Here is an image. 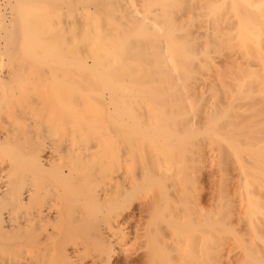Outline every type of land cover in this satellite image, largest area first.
Listing matches in <instances>:
<instances>
[{
  "label": "bare ground",
  "instance_id": "1",
  "mask_svg": "<svg viewBox=\"0 0 264 264\" xmlns=\"http://www.w3.org/2000/svg\"><path fill=\"white\" fill-rule=\"evenodd\" d=\"M17 1L18 4L13 10L16 13L14 14L16 20L13 21L20 25L26 24L25 37L23 35L25 40L22 39L28 43L26 46H29L32 53L30 60L28 57L27 59L34 65L32 68L38 70L21 71L22 67H17L15 61L13 64L17 67L15 72L13 70V72L0 73V264H83L84 257L81 255L84 253L82 254L79 246L72 242L80 232L90 233V229L94 231L95 227L90 228V226L98 217L102 219V221L98 219L99 224L102 225L96 226V233L94 232L93 235L101 252H97L98 254L91 258V264H108L116 252L122 250L124 252L125 247L121 248V245L124 246L122 243L128 237L119 223L124 219L121 206L129 192L124 171L127 164L133 160L131 157L133 155L124 147L127 122L118 121H124V119L120 120L121 117L128 118L130 108L127 109L128 96L124 100V95L119 97L120 95L114 93L115 89L113 90L117 84H123L125 75H118L115 70L108 69L109 61L103 60L102 54V57L100 54V56L93 54L83 56L79 48L80 40H77L78 31L83 25H80L75 18H71L72 21L67 27V23L63 22L65 28L56 36L54 52L50 54L53 47L48 45L52 41L50 37L46 38L51 32L42 29L43 25L39 28L36 20L33 23V19H29L32 17L27 19L29 9L40 5L39 7H45L47 13L58 9L77 11L76 6L81 5L85 10L92 7L96 14L111 16L108 20L110 26L106 27V31L109 32L105 38L102 34L104 39L102 37L100 39L105 40L102 49L104 55L109 56L111 52L115 53L117 50V54L133 59L137 64V70L133 73L132 68L128 66L126 73L133 74L135 84L144 85L145 93L163 91L164 94L166 90L162 87L164 83L174 82L176 79L175 70L178 61L174 60L171 54L168 55L171 49L167 50V42L161 41V36L160 40L158 38L156 40V37H159L158 19L155 21V17L153 19L140 17L141 12L136 9L134 0ZM205 2L207 15L215 10L219 15L217 24L215 22L212 25L214 28L216 25V32L211 28L212 30L206 35L208 38L206 46L208 48V45L216 44L215 48L217 47L221 54L220 79L217 84L222 91V98L219 101L222 105L219 104L221 110L218 111L219 118L216 123L218 127L217 125L216 127L220 136L218 228L222 240L220 248L222 264H228L231 257L234 264H264V0H205ZM213 3H216V8L213 7ZM46 12L44 11L45 14ZM69 12L71 15L72 12ZM42 21L38 22L42 23ZM48 22L50 24L49 20ZM89 26H86L87 31ZM21 31L14 30L8 33L7 42L10 46L7 44L8 48L13 44L20 45L18 40L22 36ZM65 34H69L70 39L67 49L69 39ZM148 34L151 38H146ZM143 35H146V39L142 38ZM83 38V42L87 41ZM175 45L182 46L179 43ZM97 46L99 48V44ZM21 48H24L23 45ZM49 48L51 50L48 52ZM180 48L175 46L172 50L180 55L181 50L183 54V49H187L185 46L181 50ZM16 50L18 51V48ZM43 50L48 53H43ZM4 51L5 49L2 53ZM192 53L189 50L188 54ZM11 55L7 56L11 57ZM14 55H12L13 59ZM183 55L189 56V61L194 58L191 55ZM184 56L182 57L185 59ZM3 59L0 57V60ZM88 60L91 61L88 63ZM155 93V97H161ZM167 97L171 98V96ZM162 99L164 101L165 97L158 101ZM90 100H99L106 115L105 120L98 122L99 120L92 119L89 112L91 108L87 109L88 106L84 104H89ZM174 100L173 97L172 101ZM130 113L133 114V111ZM131 128L133 127L130 126L129 129ZM155 132H158L157 128ZM112 143L119 147L115 154L110 150V146H114ZM145 154L133 158L141 162L146 172L149 167L147 168ZM112 160L116 163L115 171L114 168L112 169L114 162ZM117 175L118 179L114 182V187L118 191L116 196L110 189L113 187L111 181H114ZM110 191L116 196L113 204H109ZM167 224L172 226L171 222ZM189 226L191 228L192 225ZM178 228L180 230L181 227ZM187 228L186 231L189 230L188 225ZM149 246L152 247L151 244ZM72 258L76 259L75 262L74 259L70 262ZM155 259L153 262L158 263ZM183 261L182 264L188 262Z\"/></svg>",
  "mask_w": 264,
  "mask_h": 264
},
{
  "label": "rangeland",
  "instance_id": "2",
  "mask_svg": "<svg viewBox=\"0 0 264 264\" xmlns=\"http://www.w3.org/2000/svg\"><path fill=\"white\" fill-rule=\"evenodd\" d=\"M135 1H136L135 4L137 6L136 9L139 12H141L140 17L141 16L146 18L150 17L151 19L155 17L154 18L155 21L158 19L157 21L158 26L160 25L159 30L158 33L154 32L155 34L157 33L159 35V37L158 36L156 37V40L158 39L160 40V36H161V41L167 42L166 43L167 50H169V48L171 49L169 50V53L167 52L168 55L171 54L172 58L178 61L177 63L175 62L177 67L175 70V73H177V75H175L176 76L175 81L174 82L170 81L166 83L163 82L164 86H162L163 83H161V86L164 87L163 89H166L164 94H162L163 91H161V93H158L156 91H155L156 93L154 91H149L145 93L144 85L138 86L139 84L134 83L133 74L128 75L126 73V69L128 66L132 68L131 72L133 73H135V70H137V64L134 62L133 59L126 58L124 55L117 54V50H115V53L111 52L112 54L110 53L109 56L104 55V51L102 49L104 48L103 41L105 42V40L103 39L105 38V36H107L108 34L107 32H109L106 31V27L110 26L109 25L110 21L108 22V20H110L111 16H108L107 14H102L103 16L98 13L96 14L95 10H93L94 8L92 7L85 10V7L83 8L81 5L80 7L79 5L77 6L75 5L76 6L75 10L77 11L74 10L67 11L66 9L65 11L64 9L63 10L58 9L56 11L53 9L54 11L51 10L48 13L46 12L47 10H44L45 8L44 6L39 7L40 5H37L35 8L29 9L30 12L29 11L28 12L29 14L31 13L32 15L30 16L28 14L27 19L29 17H32L29 19L31 20L33 19L32 21L33 23L37 21V23L39 24V28H41L40 26L43 25L42 29L44 30L46 29L47 31L51 32L49 33V35L47 34V38H46L49 39L50 37V41H52L49 42L48 45V47L51 48L53 47V50H51L50 48L48 50V52L51 50L49 52L51 54L54 52V43L56 42V38H57L56 36L60 35V32L62 31L63 28H65L66 23H67L66 27L68 26V24L72 21L71 18L73 19L75 18V20L78 21L80 25H83L82 27L80 26V30L78 31L79 38L77 36V40L78 41L80 40L79 41L80 44L79 43L78 44L80 45L79 48L80 51H82L83 56L84 55L87 56L88 54H93V55L102 54L103 57L102 55L99 56L102 57L103 60L109 61L108 69L115 70L117 74L119 73L118 75H125L124 77L125 79L124 81H122L123 84L125 85L119 83L117 84L116 88H113V90L115 89L114 93H117V96L120 95L119 97H122L124 95L125 97L124 100L128 96L126 102L130 106L125 101L124 103L127 104V109L128 107L130 108V110L128 109V112L133 111V114L129 112L131 116H129L128 113L127 114L128 118H126L125 116L124 118L121 117V119L119 116V118L118 117L117 118L120 120L124 119V121L123 120L118 121V119L117 121L127 122V128L125 129L126 140L124 142L125 145L124 147L126 148V151L129 154L133 155L134 157H139L140 155L146 153L144 156H146L147 160H149V161L146 160V163L148 162L147 168L149 167V169L147 171H149L150 173L146 171L147 172L146 175L147 179H146L145 178L146 172L143 170L141 162H139V160H136V158L134 159L133 156H131L133 159L132 161H134L135 163L138 161L139 164L138 162L135 164L134 162L130 161V163L128 162L129 164H127L126 166L125 169L126 171H124V174L126 175V176L124 175L127 183L126 186L128 187L129 192L126 195V200L124 204H122L123 206H121V209L123 207L124 219L119 223L121 226L120 228L125 232L126 235H128V237L127 240L124 243H122L124 244V246L121 245V248L125 247L124 252H122L123 250L116 252L114 257L110 260L111 262H108V264H148V263L154 264L155 262L153 261L155 258H156L155 260L158 262L155 264H163L165 260L166 261L164 262V264H170V262H172L171 264H182L183 260L188 261L187 264H222V255H221L222 253L220 249L222 240L218 228L219 215H220L219 214L220 191H219V183H218L219 182V165H218L219 146L218 145L220 144L219 143L220 136H219V130L217 128L218 125L216 124L219 118L218 114L221 110L220 106L222 105L221 102H219L221 101L220 98H222V91H220L221 90V88L219 87L220 85L218 86L217 84L220 79L219 71L221 65V60H220L221 54H219L220 52L216 49L217 47L215 48L216 44L215 46H213V44H210L208 45L209 46L208 48L206 46L208 44V42L206 44V40H208V38H206V35L207 33H209L210 30H212L211 28H214V26L212 27V25H214V23L217 21L219 15L218 12H216L217 10H215L210 15L208 14L209 15L208 17L207 15L208 12L206 11V7H205V3H206L205 0H177V1L176 0L174 1L173 0H168V1L167 0H152V1L134 0V2ZM172 1L174 2L175 6L172 5L173 4ZM177 3L180 6H178ZM16 4H18L17 0H0V52L2 54L0 57L2 59L4 57L6 58L0 60V73H4L7 71L13 72V70L15 72L18 66L22 67L23 70L21 71H29L30 69L31 71L38 70V68L33 69L32 66L34 67V65L31 63V61H29L32 53L29 46H26L28 45V43L24 41L26 24L20 25L16 23V21H13L16 20V15H14L16 13L13 12V10H15L17 6ZM13 5L14 7H11ZM215 5L216 3L215 4L213 3L214 8L217 7V6L215 7ZM31 10L36 12L37 14L32 12ZM44 11L46 12L47 15L44 13ZM60 11L62 13L61 14L62 16L60 15ZM69 11L72 12L71 15ZM162 13L165 15V17H163L164 15ZM33 14H35L36 16L34 15L35 16L34 17ZM66 15H69V17L67 18ZM105 15L108 17H106ZM82 17L83 19L81 20ZM39 19L45 22L43 21L42 23L38 22L40 21ZM164 19L165 20L168 19L166 20L167 22H165ZM48 20L50 21V24ZM63 22H65V24ZM210 22L212 23L210 24ZM85 24H87L86 26L90 25L89 26L90 31L89 30L87 31L88 27L86 26L84 27ZM103 24L105 25L107 24V25L105 26ZM47 25L49 26L47 27ZM61 25L62 27H60ZM21 26L22 27L24 26L23 27L24 29ZM15 28H19V29H15ZM215 28L217 29L216 25ZM22 29L23 31H21ZM14 30L16 31L20 30L21 31L20 35H22L21 38L18 40L20 41L19 43L20 45L15 46L13 44V46H11V48L14 49L15 51H13L11 48H8L6 46L7 44L9 46V43L7 42L8 33ZM85 31L86 33H84ZM91 32H93L94 35ZM102 34L104 35L103 36L104 38L102 37ZM65 36L67 39H69V34H65ZM148 36L146 37V35H143L142 38L143 39L151 38L150 36L149 37ZM101 37L103 38L102 40H100ZM82 38L87 39V41L83 42ZM21 39L23 40L22 42ZM4 43L6 44L4 45ZM178 43L180 45L182 44L183 47L185 46L187 48V49L185 48L183 49V54L191 55V57H194L193 59L191 58L192 60L190 59L191 63H189L190 62L189 56H184L183 54H181L182 53L181 49L183 47L179 45H175ZM210 43H212V41ZM69 44H70V39L68 44L66 45V49L69 47L68 46ZM97 44H99V48H101V50L98 48ZM22 45L24 47L23 49L21 48ZM172 46H174V48L175 46L181 47L180 55L186 57L185 59H187L188 57V59L185 60L182 56L178 55L176 51L174 52L173 51L174 48H171ZM96 47L97 49H99L98 51H96L97 50ZM212 47H214L215 49ZM16 48H18V51L16 50ZM3 49H5V51L2 53ZM35 50L40 51L39 49H35ZM189 50L191 51V53L192 52L193 53L188 54ZM172 51L177 55L178 58ZM45 52L48 53L47 51L43 50V53ZM6 53H8L7 54L8 56H10L11 54L12 55L15 54L16 56H18L20 54L18 56L19 59L18 57H15V55H14V59L12 55L11 57H8ZM179 56L181 60L179 59ZM27 57L29 60L27 59ZM108 57L111 58L109 59ZM182 59H184L185 61ZM15 61L17 63V67H14L16 65H13ZM90 61L88 60V63ZM210 62L211 64H209ZM8 64L9 65L12 64V65L9 66ZM181 65H183V67ZM12 66L13 68H11ZM180 66L184 70H182ZM35 67L37 66L35 65ZM24 68H26V70H24ZM189 74L191 75L189 76ZM27 75L30 76L29 74ZM168 83L169 85H167ZM121 85L123 86V88H126L127 90L126 89L123 90ZM141 86L144 90L141 88ZM138 92H140L141 94ZM154 93L158 96H161L160 98L165 97L164 101L163 99L161 100L162 102L158 101L160 100V98L159 97L157 98V96L155 97ZM167 96L169 97L171 96V98L168 99ZM172 96L176 101L175 100L172 101L173 100ZM177 96L179 97L177 98ZM184 100L186 103L184 102ZM182 103L184 104L182 105ZM84 104L85 106H88L87 109L88 108L92 109V110L90 109L89 112H91V116L93 120L96 119L95 121L99 120L98 122H100V120L103 121L106 119L105 118L106 115L104 113L103 108H101L99 104V100H90L89 104L86 103ZM88 115H90V113H88ZM91 116L89 117L91 118ZM130 126L133 128L129 129ZM155 128L158 129L157 133L155 132ZM132 139L134 142L132 141ZM116 146L117 145L115 144L114 146L112 145L110 146V150L112 154L113 153L115 154L119 149V147ZM158 154L160 157L158 156ZM148 155L152 156L151 157L152 159L149 158L150 156ZM154 157L156 158L155 160ZM170 158H172L173 160ZM157 159H159L160 161H156ZM152 162L153 164L154 163L155 164L154 165L150 164ZM114 164L116 165L115 161L112 163V169L114 168L113 170L115 171L116 166ZM140 170L143 171L141 172ZM117 179H118V175L114 181H111L113 187L110 190L115 195L116 192H118L117 189L114 187V182ZM111 191L110 194L108 193L109 196H111L109 197V204L115 203L114 200L115 197L117 196L111 193ZM98 219L102 221V219L98 217L97 220H94L92 222L91 225L93 227L90 226V228H94V227L96 228L97 225H102L101 223L99 224L100 220L98 221ZM167 223H169L172 226H175L176 229L175 227L168 226ZM174 224H177V226ZM182 225L184 226L182 227ZM187 225L189 227V230L186 231V229H188ZM189 225H192L191 228ZM178 227H181L180 230ZM95 228L94 231L93 229H90V233H87V231L80 232V234L79 235L77 234V236L75 237L76 240L75 239H74L75 241L73 240L74 243L72 242V244H76L77 246H79L82 254L84 253V255L80 254L82 257H84L83 264H91V258L95 256L97 252L98 253L101 252L100 251L101 248L100 246L98 248L97 241L94 238L95 237L94 235L96 233ZM149 243L154 248L149 246L150 245ZM151 253L152 255H150ZM145 255L148 256L146 257ZM81 256H79V259H81L80 258ZM157 257L159 258V260H157L158 259ZM148 258L149 259L151 258L150 260L152 262H150ZM73 259L74 258L70 259V262L73 261ZM75 260L76 259H74L73 262H75ZM167 260L168 261L171 260V261L167 262ZM230 260L231 261H229L228 264H232V263L234 264L232 257Z\"/></svg>",
  "mask_w": 264,
  "mask_h": 264
}]
</instances>
